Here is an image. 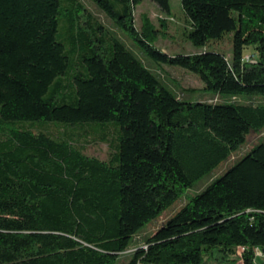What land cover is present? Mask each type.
I'll return each instance as SVG.
<instances>
[{"label": "trees", "instance_id": "1", "mask_svg": "<svg viewBox=\"0 0 264 264\" xmlns=\"http://www.w3.org/2000/svg\"><path fill=\"white\" fill-rule=\"evenodd\" d=\"M90 1L130 45L82 0H0V264H116L141 229L264 129V101L254 100L264 99V0H181L190 42L229 34L230 57L161 50L148 15L135 24L143 0ZM153 1L171 12L170 0ZM135 49L157 68L198 75L199 97H178ZM95 143L106 158L87 153ZM258 249L264 141L123 264H257Z\"/></svg>", "mask_w": 264, "mask_h": 264}, {"label": "rangeland", "instance_id": "2", "mask_svg": "<svg viewBox=\"0 0 264 264\" xmlns=\"http://www.w3.org/2000/svg\"><path fill=\"white\" fill-rule=\"evenodd\" d=\"M82 2L94 15L100 17L107 26H109L120 36L125 38L130 45L131 42L129 41V38H127L126 34L118 30L114 26V24L106 18L105 14L100 12L90 0H82ZM170 3V13H165L153 0H143L134 8L133 17L137 27H140L142 25L143 17L145 14H147L156 29L159 30V36L155 41L157 47L169 54L194 53L197 51H201L204 48H210L213 50L224 52L227 57L231 56L232 41L229 34H226L223 38L213 42L211 45H208L204 48H197L196 46H194L184 35V29L187 26V22L184 11L182 9L181 0H170ZM163 21H166V28L164 27ZM161 30L164 31L161 32ZM135 51L137 52L139 57L142 58L145 64L150 66L152 70L157 72L162 77L165 83L168 84L176 92L178 97H199L200 94H198V92L201 91L199 89L203 86V83L198 75L180 67L167 66L165 67V69L157 68L153 66L151 61L145 58L143 54L140 53L137 49H135ZM253 52V47H248L245 50V53L247 54H252ZM188 88H193L194 90H190ZM202 98L212 101L225 100L218 95L208 96L206 94H203ZM231 100L237 101L243 99L233 98ZM254 100L264 101V99L259 98H256ZM260 141H264V129L260 132H250L247 137L246 143L242 145L239 150L234 152L229 160L221 164L214 171L204 175L200 180L196 182V184L192 188L187 189L184 192L183 196L173 206L169 207L157 219L153 220L143 229H141L135 235L130 248L120 256L116 264H123L124 262H126L133 250L136 247L144 245L146 237L151 234L155 230V228L160 226L166 218L172 215L176 209H178L183 203H185L191 195L204 189L216 176L220 175L228 166H231L238 157L242 156L252 146ZM87 153L90 155H97L99 157L106 158L108 155V148L106 144L95 143L88 147ZM238 264H243V262L240 260ZM257 264H264V254H259V256L257 257Z\"/></svg>", "mask_w": 264, "mask_h": 264}, {"label": "built area", "instance_id": "3", "mask_svg": "<svg viewBox=\"0 0 264 264\" xmlns=\"http://www.w3.org/2000/svg\"><path fill=\"white\" fill-rule=\"evenodd\" d=\"M249 56L250 55H248V54L246 55L247 59H249ZM259 254H264V252L262 250L258 249L257 250V255H259Z\"/></svg>", "mask_w": 264, "mask_h": 264}]
</instances>
